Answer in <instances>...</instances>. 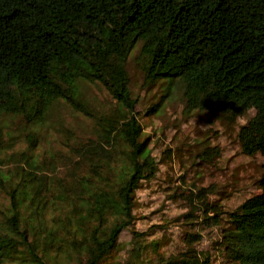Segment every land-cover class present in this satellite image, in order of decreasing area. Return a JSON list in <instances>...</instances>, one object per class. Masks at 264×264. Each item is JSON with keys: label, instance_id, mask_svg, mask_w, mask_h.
<instances>
[{"label": "trees", "instance_id": "trees-1", "mask_svg": "<svg viewBox=\"0 0 264 264\" xmlns=\"http://www.w3.org/2000/svg\"><path fill=\"white\" fill-rule=\"evenodd\" d=\"M129 61L161 91L142 114L178 97L185 113L244 117L240 149L263 158L259 191L232 208L197 186L194 230L168 253L156 229L120 241L160 164ZM92 84L110 106L90 107ZM197 223L215 229L203 247ZM0 264H264V0H0Z\"/></svg>", "mask_w": 264, "mask_h": 264}, {"label": "rangeland", "instance_id": "rangeland-1", "mask_svg": "<svg viewBox=\"0 0 264 264\" xmlns=\"http://www.w3.org/2000/svg\"><path fill=\"white\" fill-rule=\"evenodd\" d=\"M128 70L131 91L139 98L140 121L144 132L149 134V146L160 164L157 177L143 182L137 191L135 212L138 218L121 233L120 241L126 248L132 228H152L156 229L153 237L162 242L160 250L168 253L183 245L186 230H194L182 214L190 211L188 197L196 187H208L210 200L232 208L246 196L259 191L257 179L262 172L263 158L259 153L247 155L240 149L236 130L244 117L228 122L216 109L185 113L178 97L165 101L155 114H142L148 104L158 99L161 91L157 87H146L143 75L133 61H129ZM85 90L92 109H104L112 104L97 85H88ZM59 110L70 128L83 133L90 130L92 121L89 118L66 106ZM43 133L47 140L52 138L50 128ZM196 227L206 232L199 246L209 244L215 229L205 223ZM122 253L123 250L119 254Z\"/></svg>", "mask_w": 264, "mask_h": 264}]
</instances>
